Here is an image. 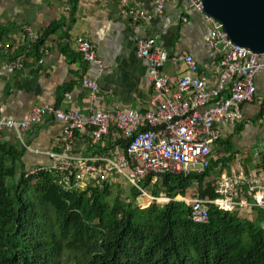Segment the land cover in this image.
Returning <instances> with one entry per match:
<instances>
[{"label":"built area","instance_id":"2783aa9c","mask_svg":"<svg viewBox=\"0 0 264 264\" xmlns=\"http://www.w3.org/2000/svg\"><path fill=\"white\" fill-rule=\"evenodd\" d=\"M118 1L123 6L121 12L130 15L132 22L139 23L161 14L173 0H153L152 13L126 12L124 7L130 0ZM187 1L191 10L209 24L207 45L219 55L212 74L202 72L198 61L189 53L170 59L167 50L159 45L158 37L154 36L140 39L135 44L137 58L147 64L145 83L151 93L145 110L121 106H113L108 110L93 107L99 98L100 87L96 81L85 78L82 87L91 105L88 113L55 105H35L23 118L1 115L0 141L5 131H13L24 144L23 132L47 117L61 123V132L57 137L60 145L57 148L60 150L49 152L54 163L25 171L26 178L43 171L52 172L57 177L56 183L65 192L74 193L100 186L119 175L131 187L139 190L141 197H148L165 206L171 199L165 194L158 198L150 197L141 188L144 179L148 176L157 179L167 174L200 175L208 169L214 148L223 134L220 125L242 121L243 106L256 100L257 79L264 73V53L233 44L221 24L204 12L200 0ZM25 32L26 47L40 42L41 34L28 27ZM75 47L85 61L102 68L95 48L88 39L78 37ZM46 54L48 51L44 45L38 58L40 63ZM169 60L185 67L178 79H172L164 72ZM25 64L24 57L8 62L0 68V77L25 71ZM226 92L229 93L227 96ZM113 131H117L114 143L104 148L102 144L105 137ZM83 132L90 135L86 150L92 152H80L74 156L72 151L77 137ZM123 142H127L125 146ZM253 155L264 157V140ZM239 156L236 154L237 166L233 175L222 176L216 183L218 199H200L195 194L191 199L183 200L191 207L192 222L207 223L213 205L223 212L242 211L251 207L264 209V174L246 172ZM244 190L250 195L249 198L240 195Z\"/></svg>","mask_w":264,"mask_h":264},{"label":"crops","instance_id":"0c3cea01","mask_svg":"<svg viewBox=\"0 0 264 264\" xmlns=\"http://www.w3.org/2000/svg\"><path fill=\"white\" fill-rule=\"evenodd\" d=\"M70 1L0 0V33L9 31L0 38V68L17 58L24 57L26 61L25 71L0 77V116L23 118L35 105H55L88 113L91 105L82 87L85 78L96 81L100 87L99 98L93 107L108 110L121 106L145 110L151 92L145 83L147 64L135 53V44L140 39L157 36L159 45L167 50L170 59L189 53L198 61L200 70L207 74H212L213 66L219 59V55L207 45L208 22L191 10L187 0H173L161 14L139 23L132 22L130 15L121 12L123 6L118 0H79L75 21L71 23ZM153 6V0H130L124 10L152 13ZM55 25L61 27L48 35L44 44L48 54L44 55L42 63L35 56L24 54L26 27L44 35ZM78 37H84L93 44L102 63L101 69L85 61L76 51L75 40ZM184 69V65L169 60L164 72L172 79H178ZM257 87L255 102L243 106V120L220 125L223 134L214 148L212 160L228 156L230 159L213 168L216 169V176L211 175L210 170V175L206 177V182L214 183L215 188L222 176L233 175L237 166L236 154L240 155L246 172L264 174L263 157L253 155L264 140V73L258 77ZM60 132L61 123L47 117L23 132L24 144L13 131H5L1 141L24 145L22 161L27 171L35 166L54 163L49 152L60 150L57 148L60 147L57 143ZM115 136L117 131L105 137L103 147L114 143ZM89 142L88 132L80 133L72 154L91 153L92 150H86ZM218 150L217 156L214 153ZM117 177L121 180L119 175ZM155 180L158 179L152 178L151 182ZM146 192L152 197L150 191L146 189ZM195 194H198L197 190L187 198L180 196L177 201L191 199ZM240 195L250 197L246 190ZM241 212L264 227L263 208L251 207Z\"/></svg>","mask_w":264,"mask_h":264},{"label":"trees","instance_id":"16d2710c","mask_svg":"<svg viewBox=\"0 0 264 264\" xmlns=\"http://www.w3.org/2000/svg\"><path fill=\"white\" fill-rule=\"evenodd\" d=\"M78 2L69 3L71 23ZM60 27L24 52L39 58L48 35ZM23 154L24 145L0 141V264H264V227L257 221L213 205L209 221L197 224L191 207L176 199L191 196L194 187L200 199H218L206 177L230 156L212 160L200 175L167 174L153 185L148 176L141 188L152 185V197L165 193L171 201L148 207L143 199L140 209V191L133 187L123 200V188L113 198L108 181L67 193L52 172L26 178Z\"/></svg>","mask_w":264,"mask_h":264},{"label":"water","instance_id":"95a60500","mask_svg":"<svg viewBox=\"0 0 264 264\" xmlns=\"http://www.w3.org/2000/svg\"><path fill=\"white\" fill-rule=\"evenodd\" d=\"M233 44L264 53V0H200ZM140 201V199H138Z\"/></svg>","mask_w":264,"mask_h":264},{"label":"rangeland","instance_id":"374dc122","mask_svg":"<svg viewBox=\"0 0 264 264\" xmlns=\"http://www.w3.org/2000/svg\"><path fill=\"white\" fill-rule=\"evenodd\" d=\"M215 155H219V150L218 151H215V153H214ZM219 158L217 157V160H218ZM211 175H213V176H216V169L215 170H213L212 169V172H211ZM121 180H119V178L117 177V179L115 178L114 179V181H112V182H110L111 184H112V186H113V188H112V197L114 198L116 195H117V193H118V190H119V188H120V186L123 188V195L121 196L122 198H123V200L126 198V196H129L130 195V192H131V186L125 181V180H123L122 178H120ZM158 183V180H155V181H153V182H151V184L153 185V184H157ZM149 186V188L147 189L148 191H151L154 187L153 186ZM196 187H194L193 189H191V192H190V194L191 193H193V192H196ZM165 192V191H164ZM147 194H149V193H147ZM162 194H165V193H162ZM141 197V196H140ZM140 197H137V203H138V207L140 208H142V200L143 199H145L146 201H148V200H150L149 198H145V197H143V199H141ZM138 198L140 199V201L138 200ZM180 199V198H179ZM182 199V198H181ZM182 200H184V199H182ZM110 201H112V199L110 200ZM158 202V201H157ZM157 202H149V206L151 205V204H153V203H155V204H158V205H160L159 203H157ZM162 203H163V201H161ZM140 208V209H141ZM251 217V216H250ZM66 258H67V255H66Z\"/></svg>","mask_w":264,"mask_h":264},{"label":"bare ground","instance_id":"6f19581e","mask_svg":"<svg viewBox=\"0 0 264 264\" xmlns=\"http://www.w3.org/2000/svg\"><path fill=\"white\" fill-rule=\"evenodd\" d=\"M150 199V198H149ZM148 201H150V200H148Z\"/></svg>","mask_w":264,"mask_h":264}]
</instances>
